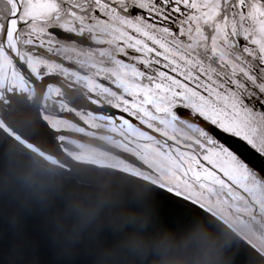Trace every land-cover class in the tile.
Masks as SVG:
<instances>
[{"label": "snow or ice", "instance_id": "6c2138e0", "mask_svg": "<svg viewBox=\"0 0 264 264\" xmlns=\"http://www.w3.org/2000/svg\"><path fill=\"white\" fill-rule=\"evenodd\" d=\"M5 8L0 50L103 62L108 107L148 141L159 188L198 203L264 181V0H0V16Z\"/></svg>", "mask_w": 264, "mask_h": 264}, {"label": "water", "instance_id": "95a60500", "mask_svg": "<svg viewBox=\"0 0 264 264\" xmlns=\"http://www.w3.org/2000/svg\"><path fill=\"white\" fill-rule=\"evenodd\" d=\"M20 71L38 85L26 66ZM42 97L37 88L36 107L19 115L0 103V264H264V248L227 210L159 188L147 153L135 148L157 174L149 179L72 156L78 149L45 125Z\"/></svg>", "mask_w": 264, "mask_h": 264}, {"label": "flooded vegetation", "instance_id": "af4514ba", "mask_svg": "<svg viewBox=\"0 0 264 264\" xmlns=\"http://www.w3.org/2000/svg\"><path fill=\"white\" fill-rule=\"evenodd\" d=\"M0 19L7 21L6 8ZM102 63L98 58L77 62L71 53L66 55L42 53L39 57L34 55L30 57L25 50H21L18 55L0 50V103L7 110L11 109L15 115L22 114V109L32 110L36 107L38 88L43 91L39 110L45 125L58 136L61 144L65 146L68 144L78 149L77 153H71L76 159L103 162L110 167L145 178H148V175H157L143 161L144 157L141 153L135 151V147L133 148V145L124 139L122 131L127 126L115 118L113 112L107 110L110 97L101 91L98 77L102 72L95 68V64L102 65ZM24 66L38 82L37 86L20 71V67ZM77 108L81 110L78 111ZM81 116L103 126L106 123L104 120L112 121L115 128L111 131L93 129L84 125ZM57 119L73 122L83 127L81 129L84 132L77 133L56 128L52 121ZM115 130L122 135L115 133ZM79 144L82 146L80 147ZM121 144L126 148L121 147ZM85 149L104 153L119 160L122 165L111 166L104 161L94 159ZM138 153L140 156L137 155ZM124 157H127V160ZM131 160L143 164L146 170L139 168Z\"/></svg>", "mask_w": 264, "mask_h": 264}, {"label": "rangeland", "instance_id": "374dc122", "mask_svg": "<svg viewBox=\"0 0 264 264\" xmlns=\"http://www.w3.org/2000/svg\"><path fill=\"white\" fill-rule=\"evenodd\" d=\"M81 118L84 125L93 129L100 128L111 131V129L114 130L115 128L112 121L104 120L106 123L103 126L86 117L81 116ZM55 122L80 129L83 128L75 125L73 122L60 119L55 120ZM126 126V129L122 131L124 139L132 144V147L147 153L155 171H159L156 160L145 147L148 141L144 140L139 133L130 130L128 125ZM115 133L122 135V133L116 130ZM203 197L227 210L232 222L250 230L260 247L264 248V181H246L242 184H235L229 187H217L214 191L206 193Z\"/></svg>", "mask_w": 264, "mask_h": 264}]
</instances>
